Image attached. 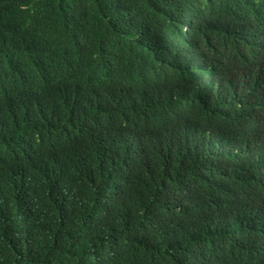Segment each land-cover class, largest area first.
Masks as SVG:
<instances>
[{"label":"trees","instance_id":"trees-1","mask_svg":"<svg viewBox=\"0 0 264 264\" xmlns=\"http://www.w3.org/2000/svg\"><path fill=\"white\" fill-rule=\"evenodd\" d=\"M0 264H264V0H0Z\"/></svg>","mask_w":264,"mask_h":264}]
</instances>
